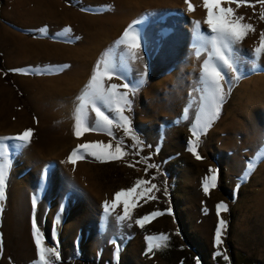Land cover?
<instances>
[{
  "label": "rangeland",
  "instance_id": "1",
  "mask_svg": "<svg viewBox=\"0 0 264 264\" xmlns=\"http://www.w3.org/2000/svg\"><path fill=\"white\" fill-rule=\"evenodd\" d=\"M251 2L255 8L223 5L243 16L242 23L252 24L255 32L233 46L238 71L222 81L219 115L206 131L202 127L199 131L197 152L202 159L197 160L188 151L191 140L184 127L199 124L212 111L201 83L208 48L196 55L201 44L193 25L199 21L201 33L211 35L202 0H190L192 12L185 0H0V138L32 130L29 146L9 150L6 199L0 212V264L37 260L33 196L45 245L59 243V264H264V158L259 155L264 152V54L259 59L253 55L264 32L260 19L264 8ZM136 21L143 40L132 59L127 46L117 47L116 41ZM66 28L71 31L65 33ZM162 33H167L163 40ZM109 50L123 78L114 76L104 84H116L123 93L128 89L122 85L128 83L133 90L127 97L130 110L123 112L132 131L125 135L118 126L123 122L113 105L115 139L106 129L77 138V97ZM93 117L86 109L87 121ZM177 128L184 129V135L175 147L149 141L152 132L159 135ZM97 141L113 146L89 149L102 159L87 155L69 162L78 145ZM121 141L127 154L111 158L108 153L115 155ZM54 144L57 149L50 152ZM193 158L206 167L198 171ZM138 180L150 181L159 190L145 193L135 206L127 197L131 218L120 221L125 198L111 207L115 193L132 188ZM147 187L150 184L141 185L138 192ZM105 201L110 215L104 212ZM221 203L227 211L218 214ZM153 212L163 214L150 217L143 227L136 224ZM57 217L59 224L54 223ZM221 220L225 227L217 247ZM161 236L167 240L151 242L163 246L148 252L146 237Z\"/></svg>",
  "mask_w": 264,
  "mask_h": 264
},
{
  "label": "snow or ice",
  "instance_id": "2",
  "mask_svg": "<svg viewBox=\"0 0 264 264\" xmlns=\"http://www.w3.org/2000/svg\"><path fill=\"white\" fill-rule=\"evenodd\" d=\"M262 8H264V0H256ZM185 3L188 5V11H195L194 6L190 3V0H185ZM204 9L207 13L204 23L207 24L208 30L211 33L210 36H205L200 31V22L194 21V30L195 37L198 43L201 44V48H197L196 55L201 54V49L203 47L208 48L207 58L202 64V75L201 83L203 85V91L208 94V97L211 100L212 111L207 113L203 121L201 122V127L206 131L210 126L211 121H213L220 111V102H222L224 97V89L222 81L228 76L230 72H237L238 69L235 66V61L233 59V46L237 43L242 42L248 35L249 32H255V28L252 24L242 23L244 20L243 16H236L235 10L229 6L224 7L225 3L231 5L235 3L237 8L241 6L253 7L255 8V3H252L251 0H202ZM83 11H88V9H82ZM260 19L264 21V10L260 13ZM139 21L130 24L127 29L123 32L121 38L116 41V46L126 45L129 49V55L132 59L137 58V53L134 49H139L142 46V36L136 30V24ZM71 29H64L65 33H69ZM167 35V33H162L161 38ZM71 42V41H67ZM112 50L104 53L102 57L97 61L93 75L91 76L89 83L85 86L82 94L77 97V100L80 101L75 116V135L77 138L81 137L84 132H97L101 129H106L107 134L112 136L111 126L114 123V118L110 115L112 106H115V111L119 113V120L123 123L118 126L123 128L125 135L131 133L130 121L128 117L123 115L125 108L130 110L131 101L127 99L129 91H133L129 88L128 83H124L122 87L128 89L123 93L118 92L120 86L116 84H111L105 87L104 81L111 80L114 76L117 78H123L119 71V62L113 59L111 55ZM264 54V32L260 33V45L253 50V55L259 59L260 55ZM67 67V65L63 66ZM21 71V70H15ZM27 74V73H24ZM237 79L240 77L237 76ZM121 101L123 104H121ZM94 113V117L91 122H88L86 119V109H89ZM192 135L195 137L194 141H189L188 151L192 153L197 160L202 159V157L197 152L198 141L200 139V133L196 128L192 129ZM32 130H26L22 134L15 137H4L0 138V212L3 211V201L6 199V177L7 171L10 166L9 161V150L14 148L20 150L24 148L31 142ZM12 140L17 143L7 144L5 141ZM133 140L136 145L140 144V141L137 137L133 136ZM112 144L107 145L103 142L97 141L94 143L80 144L76 149L72 151L69 156V162L75 163L77 159H84L87 155H91L96 159H102L101 156L95 151H89V149H112ZM115 155H112L111 152L108 155L113 159L122 158L127 153L124 152L122 148V141L118 142L114 149ZM261 158H264V152L259 154ZM132 166V165H129ZM254 166L252 162L249 163L248 169ZM212 172V169H209ZM47 174L45 173V179ZM209 178L206 177L207 181ZM212 187H215L216 176L213 174L211 176ZM139 191L141 185H148ZM153 190L158 191L155 184H151L150 181L138 180L135 185L127 190H121L115 193L114 201L111 207H115L117 202H121V198H125L122 203L124 206V215L117 217L118 220L123 221L124 219L131 217L129 216L128 209L130 207L129 200L127 197L132 198V205H136V201L139 199H145V193H151ZM204 191L207 193L209 191V185L206 182L204 184ZM154 196H148L147 199H154ZM147 199L145 202H147ZM33 206V216L31 221L32 227V236L34 239L35 248L37 251V260L33 261V264H59L61 260L59 252V243L56 242L53 246L45 245V237L38 226L35 209L37 207V196L32 198ZM105 214L110 215V205L109 202L105 201L103 205ZM227 211V205L221 203L217 206V213ZM161 212L150 213L149 216H145L141 219L136 220V224L143 227L144 222L148 221L150 217H156L162 215ZM55 224L60 223V218L57 217ZM225 227V221L221 220L215 234V245L218 247L221 243V230ZM159 239L160 241H166V236L156 237H146V240L149 241L147 251L152 252L154 248L158 249L163 245L161 243L153 244L151 241ZM115 243V241H112ZM0 250H2V244H0ZM120 247L116 245L114 255L118 259ZM216 256H220L221 252L217 251ZM54 257L53 259H50ZM224 259L227 260L228 257L224 255Z\"/></svg>",
  "mask_w": 264,
  "mask_h": 264
},
{
  "label": "bare ground",
  "instance_id": "3",
  "mask_svg": "<svg viewBox=\"0 0 264 264\" xmlns=\"http://www.w3.org/2000/svg\"><path fill=\"white\" fill-rule=\"evenodd\" d=\"M73 16V18H74V15H72ZM74 19H76V18H74ZM77 19H78V16H77ZM84 22V21H83ZM76 25H79V23L77 22V24ZM76 27V26H75ZM59 48V47H58ZM61 48H59V50H60ZM55 50H57V47L55 48ZM63 50V49H62ZM65 50V49H64ZM63 50V51H64ZM32 51V50H31ZM56 53L58 52V51H55ZM50 79H52V78H50ZM54 80V79H53ZM7 111H5V113H6ZM203 121V120H202ZM181 127V126H180ZM185 131H184V129H183V131H184V133H186V135L188 136V138L191 140V141H193V139H194V136L192 135V129L193 128H196L197 129V131L199 132L200 130H201V122L199 123V124H197V125H193V126H189V125H185ZM183 131L181 130V129H167L163 134H157L156 132H152V133H150V134H148V138H149V141L150 142H157V140H160L161 142H163L165 145H167L168 147H172V146H176L177 144H179L180 142H183L182 141V137H181V134H183L184 135V133H183ZM187 136H186V138H187ZM38 141V140H37ZM40 144V143H39ZM28 146H29V144H28ZM27 146V147H28ZM57 144H54V145H52V147H51V150H50V152L52 151V150H55V149H57ZM178 149V148H177ZM193 166L198 170V171H201V169L202 168H204V167H206V166H204L203 164H201V163H199L195 158H193Z\"/></svg>",
  "mask_w": 264,
  "mask_h": 264
}]
</instances>
